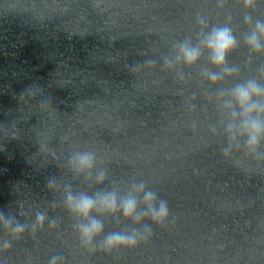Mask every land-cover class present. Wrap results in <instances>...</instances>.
<instances>
[{"label":"water","instance_id":"1","mask_svg":"<svg viewBox=\"0 0 264 264\" xmlns=\"http://www.w3.org/2000/svg\"><path fill=\"white\" fill-rule=\"evenodd\" d=\"M93 2L0 0V126L8 128L0 130V211L22 212L18 219L29 224L36 211L59 221L13 241L0 252V264H48L56 254L66 264H264V168L222 158L223 135L208 131L218 119L205 100L213 90L200 81L199 67L185 69L191 79L183 85L159 65L130 71L194 37L198 11L209 24L230 14L239 36L247 30L239 0H226L224 8L217 0H102L104 11ZM253 16L264 18V0ZM247 58L243 45L229 57L241 65V78L264 64V57H253L245 65ZM30 85L50 97L51 107L41 108L39 96L20 100ZM193 93L190 113L186 100ZM13 125L16 138L9 136ZM84 149L96 151L98 166L108 171L98 187L126 186L135 177L166 200V226L153 225V236L134 249L82 246L62 193L46 185L55 177L94 191L66 168L70 153ZM104 230H117L111 218Z\"/></svg>","mask_w":264,"mask_h":264},{"label":"clouds","instance_id":"2","mask_svg":"<svg viewBox=\"0 0 264 264\" xmlns=\"http://www.w3.org/2000/svg\"><path fill=\"white\" fill-rule=\"evenodd\" d=\"M260 0H239L244 10L243 24L247 30L237 35L232 26L233 17L229 14L223 23L209 24V18L201 12L195 14L198 31L195 36L187 35L171 44L168 53H161L158 58H147L143 63L130 66L131 73L143 68H156L174 74L177 83L183 85L191 79L185 69L199 67V79L213 91L205 95L209 104H214L218 114L217 123L209 124L212 136L222 134L225 143L220 147L222 158L235 167L242 163L257 168H264V64L256 67L255 73L241 78V65L230 63L232 56L243 45L248 51L245 65H251L253 57H264V18L254 17L253 12ZM102 0H94L93 7L101 8ZM226 0H217V7L224 8ZM204 61V64H201ZM39 96L41 108L51 107V99L43 94L39 86L30 85L20 94V100ZM193 93L186 100L189 112L196 110ZM197 130V121L190 125ZM9 134L16 138L17 130L13 125ZM8 134V128L0 126ZM67 139V137L65 138ZM237 155L238 159H234ZM101 161L98 153L92 149L76 150L67 158L66 168L73 180L83 179L94 191L63 183L55 177L47 182V189L52 193H62V207L75 220L73 229L82 246L92 252L97 250L111 253L117 249H134L153 236V225L164 227L171 215L169 204L159 198L158 193L149 188L143 180L135 177L126 182H111L108 187H98L108 181V171L98 166ZM123 189V190H122ZM57 207L53 201L52 211ZM23 216L22 212L18 213ZM17 214L0 211V229L5 238L0 239V252H8L13 241L21 240L26 233L59 226V221L49 217L46 211H36L34 221L21 222ZM111 218L117 230L105 233V222ZM122 221H130V227H120ZM30 264V261H29ZM48 264H66L63 255H52Z\"/></svg>","mask_w":264,"mask_h":264}]
</instances>
